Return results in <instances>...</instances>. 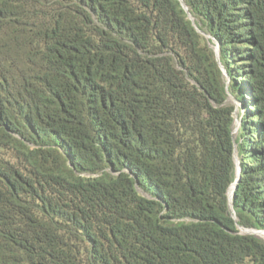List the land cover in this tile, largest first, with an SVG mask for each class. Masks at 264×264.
<instances>
[{"label":"trees","instance_id":"obj_1","mask_svg":"<svg viewBox=\"0 0 264 264\" xmlns=\"http://www.w3.org/2000/svg\"><path fill=\"white\" fill-rule=\"evenodd\" d=\"M240 227L264 0H0V264H264Z\"/></svg>","mask_w":264,"mask_h":264},{"label":"rangeland","instance_id":"obj_2","mask_svg":"<svg viewBox=\"0 0 264 264\" xmlns=\"http://www.w3.org/2000/svg\"><path fill=\"white\" fill-rule=\"evenodd\" d=\"M207 37H209V36H207ZM211 44H212L211 47L213 48L215 53L218 55V46H219L218 43L216 42L215 39H211ZM230 101L235 106L236 130H237L238 127L240 126V116H242V114H243V111H242L243 106H242V102L235 99L234 97H230ZM236 134L237 133L235 132V136H236ZM237 161H238V158H237ZM240 231L243 234H248V233L254 234L256 237H258V238L262 239V241H264V231L263 230L255 229V228L245 229V228L240 227Z\"/></svg>","mask_w":264,"mask_h":264},{"label":"water","instance_id":"obj_3","mask_svg":"<svg viewBox=\"0 0 264 264\" xmlns=\"http://www.w3.org/2000/svg\"><path fill=\"white\" fill-rule=\"evenodd\" d=\"M239 170H240V168L238 167V171L236 172V181L238 180V172H239ZM236 181H235V183L233 184V192H234V190H235V184H236ZM231 196H232V194H231ZM230 196V197H231Z\"/></svg>","mask_w":264,"mask_h":264},{"label":"bare ground","instance_id":"obj_4","mask_svg":"<svg viewBox=\"0 0 264 264\" xmlns=\"http://www.w3.org/2000/svg\"><path fill=\"white\" fill-rule=\"evenodd\" d=\"M233 185L231 186V188H230V192H229V196H231V194L233 193ZM262 236V235H261ZM263 237V236H262Z\"/></svg>","mask_w":264,"mask_h":264}]
</instances>
